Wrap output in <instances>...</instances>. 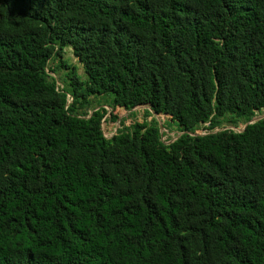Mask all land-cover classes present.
<instances>
[{"label": "trees", "instance_id": "16d2710c", "mask_svg": "<svg viewBox=\"0 0 264 264\" xmlns=\"http://www.w3.org/2000/svg\"><path fill=\"white\" fill-rule=\"evenodd\" d=\"M261 112L264 0H0V264H264Z\"/></svg>", "mask_w": 264, "mask_h": 264}, {"label": "rangeland", "instance_id": "374dc122", "mask_svg": "<svg viewBox=\"0 0 264 264\" xmlns=\"http://www.w3.org/2000/svg\"><path fill=\"white\" fill-rule=\"evenodd\" d=\"M65 60L68 61V63L72 64V65H76L77 66V69H78V73H80L81 75H83V66L80 62V60L78 58H76L73 54V51H72V48L71 47H66L65 48V53H64V57H63ZM64 70H61V71H58L57 74L51 72L52 75H54L55 77H57V79H59V81L61 82V79L60 77L63 75V72ZM63 83V82H61ZM96 103H93L92 105H89L88 106V109L91 111L92 110V106L95 105ZM109 109V113L106 115L107 117H110L111 115V108H109V106H107ZM145 109H146V106L144 105H138L136 106L135 108H133L132 110L130 111H127L125 109H122V108H117L115 109L114 112H116L118 114V119L115 120V121H111V122H104L103 124V130H104V133L107 137H110L112 136L118 128H120L122 125H121V120H126V124H130L131 123V118L133 117V120H136V121H139V122H143L144 120H152L153 118H155L159 124L162 123L164 124L167 119L169 120V116L167 114H157V113H154V112H150V114H146L145 113ZM134 112L133 115H131V113ZM260 115H264V112H261V113H257L256 116H260ZM204 125H207V124H204ZM245 124L241 123V124H238V128H237V131L238 130H242V128H244ZM223 127H228V128H231L233 127L232 125L228 124L227 122H224V124L217 128L216 131H219V130H222ZM162 132H163V140H166L167 142H170L174 139H176L178 137V134L173 131L172 129H169V128H163L162 129ZM200 132L202 134L204 133H207L208 131L206 129H201Z\"/></svg>", "mask_w": 264, "mask_h": 264}, {"label": "water", "instance_id": "95a60500", "mask_svg": "<svg viewBox=\"0 0 264 264\" xmlns=\"http://www.w3.org/2000/svg\"><path fill=\"white\" fill-rule=\"evenodd\" d=\"M262 118H264V115L255 116L252 120H250L249 122H247V123L245 124V127H246L248 124L253 123V122H255V121L259 120V119H262ZM160 127H161V132H162V129L164 128L162 123H160Z\"/></svg>", "mask_w": 264, "mask_h": 264}, {"label": "clouds", "instance_id": "9594fccd", "mask_svg": "<svg viewBox=\"0 0 264 264\" xmlns=\"http://www.w3.org/2000/svg\"><path fill=\"white\" fill-rule=\"evenodd\" d=\"M245 124H246V123H245ZM244 127H245V126H244ZM226 128H228V127H226ZM237 128H238V127H234V126H233V127L229 128V129H235V130H237ZM240 130H241V129H240ZM240 130H238V131H240Z\"/></svg>", "mask_w": 264, "mask_h": 264}]
</instances>
